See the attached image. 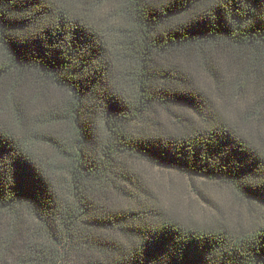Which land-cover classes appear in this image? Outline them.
<instances>
[{"label": "trees", "instance_id": "16d2710c", "mask_svg": "<svg viewBox=\"0 0 264 264\" xmlns=\"http://www.w3.org/2000/svg\"><path fill=\"white\" fill-rule=\"evenodd\" d=\"M263 120L264 0H0V264H264ZM137 163L262 214L183 221Z\"/></svg>", "mask_w": 264, "mask_h": 264}, {"label": "rangeland", "instance_id": "374dc122", "mask_svg": "<svg viewBox=\"0 0 264 264\" xmlns=\"http://www.w3.org/2000/svg\"><path fill=\"white\" fill-rule=\"evenodd\" d=\"M254 104L252 99L237 101L238 108L243 112ZM259 130L260 134L264 132V120ZM137 168L153 196L169 213L183 221L214 223L230 228L249 227L262 214L259 207L239 199L223 184L145 163H137Z\"/></svg>", "mask_w": 264, "mask_h": 264}]
</instances>
